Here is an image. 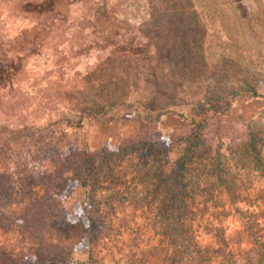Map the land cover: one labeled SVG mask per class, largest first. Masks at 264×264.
Here are the masks:
<instances>
[{
	"label": "rangeland",
	"instance_id": "374dc122",
	"mask_svg": "<svg viewBox=\"0 0 264 264\" xmlns=\"http://www.w3.org/2000/svg\"><path fill=\"white\" fill-rule=\"evenodd\" d=\"M146 112H162L160 148L138 147L91 192L73 182L57 194L72 221L99 202V238L92 252L73 250L72 263L175 264L170 206L150 169L168 171L205 121L187 170L188 225L212 264L255 263L264 166L245 163L253 154L243 133L259 116L264 125V0H0V146L12 158H30L40 134L39 150L63 154L119 146L136 138L134 119ZM80 114L82 126L70 128ZM226 176L236 179L225 186ZM29 250L17 231L0 229L9 260Z\"/></svg>",
	"mask_w": 264,
	"mask_h": 264
},
{
	"label": "trees",
	"instance_id": "16d2710c",
	"mask_svg": "<svg viewBox=\"0 0 264 264\" xmlns=\"http://www.w3.org/2000/svg\"><path fill=\"white\" fill-rule=\"evenodd\" d=\"M120 104L124 106L127 103ZM161 115L162 112L137 115L134 119L139 130L136 138H126L119 146L108 145L97 151L69 148L67 153L63 154L56 145L39 150L37 144L41 134L38 141L35 140L32 152H29L30 158L29 155L21 157L22 153L19 158H12L11 149L6 147L7 145L0 146V161L4 163V173H0V229L10 228L17 231L25 238L30 249L29 254H23L16 262L9 260L11 257L0 251V264H73L70 255L76 248H86L92 252L91 245L99 238L98 226L102 223L96 215L99 202L90 200L92 204L89 203L87 213L72 221L57 194L66 190L73 182L87 187L91 192L97 188L102 178L111 177L113 167L130 158L138 147L144 155L146 148L149 152L155 147L160 148L163 144L162 138H157L158 132L155 130ZM79 116L77 122L67 121L70 128L73 124H76L77 128L82 126V114ZM259 119L248 123L243 133L246 154H253L250 161L246 159L244 162L249 166L263 167L261 147L264 145V125L258 124ZM206 127L207 121L199 124V128L184 140L185 146L181 155L168 171L152 172L150 169L151 184L155 188L161 186L163 189L162 195L157 196H161L170 206L164 219L167 223L165 230L174 237L172 241L176 254L172 262L175 264H212L209 250L200 246L187 221L190 197L187 189V170L193 156L205 143ZM62 132L65 134L67 131ZM149 143L153 147H146ZM232 146L231 144L229 148ZM15 148L12 147L15 151L13 155L18 153ZM234 150H230L231 155H234ZM235 154V158L242 155L236 152ZM217 167H220L218 162ZM135 170L140 172L137 168ZM227 176L219 179L225 186H228L231 180ZM233 177L231 184L236 179ZM172 218L177 225L176 229V225L171 226ZM255 246V263L248 261L242 264H264V241H256ZM86 264H90V261Z\"/></svg>",
	"mask_w": 264,
	"mask_h": 264
}]
</instances>
